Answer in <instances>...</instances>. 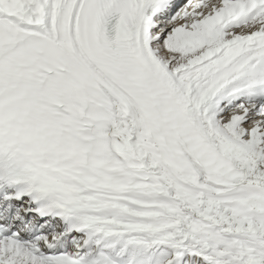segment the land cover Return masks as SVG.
<instances>
[{
	"label": "snow or ice",
	"instance_id": "1",
	"mask_svg": "<svg viewBox=\"0 0 264 264\" xmlns=\"http://www.w3.org/2000/svg\"><path fill=\"white\" fill-rule=\"evenodd\" d=\"M0 264H264V0H0Z\"/></svg>",
	"mask_w": 264,
	"mask_h": 264
}]
</instances>
